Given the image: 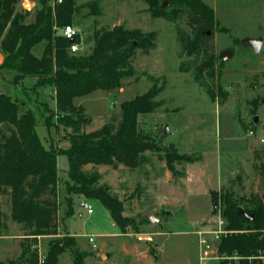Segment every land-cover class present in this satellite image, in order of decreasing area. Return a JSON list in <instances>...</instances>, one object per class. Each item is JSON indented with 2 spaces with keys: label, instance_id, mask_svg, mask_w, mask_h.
<instances>
[{
  "label": "rangeland",
  "instance_id": "obj_1",
  "mask_svg": "<svg viewBox=\"0 0 264 264\" xmlns=\"http://www.w3.org/2000/svg\"><path fill=\"white\" fill-rule=\"evenodd\" d=\"M39 1L17 3L18 11H29L26 22L33 20ZM46 1L52 5L55 0ZM90 1L97 2L100 15L90 14L89 8L83 6ZM202 1L213 9L218 21L208 40L215 55L213 78H209L208 68L201 78L193 74L210 51L179 55L175 26L188 32L184 17L176 22L152 17L140 0H75L79 11L72 17V26L80 35L79 54L90 52L94 28L110 29L121 24L157 35L155 47L147 54L135 50L131 58L134 73L124 77L120 87L95 90L74 99L91 117L90 124L83 128L89 132L113 116L118 118L123 101L146 92L153 84L150 77L159 78L162 91L154 98L158 106L137 118L139 130L156 148L143 153L134 168L122 164L83 167L86 172L98 173L97 184L108 186L121 202L122 216L133 219L140 233L150 235L151 239L122 234L97 199H87L93 208V213L87 214L78 205L84 197L77 195L73 196V211L65 219L64 229L61 193L62 182L67 180V161L65 156H58V234L37 235L31 245L32 249L37 245V254L41 253L43 258L51 240L73 237L74 247L85 255L84 264H200L199 255L204 249L209 250L212 258L203 264H219L223 258L218 256L216 247L223 221L218 204L210 199V191L229 188L238 197L250 193L264 195L262 178L253 168L261 161L255 153L264 157V142H260L264 136V0ZM221 27L228 32L221 31ZM258 37L263 38L258 53L250 45L241 44L245 38ZM43 49L44 44L40 43L32 51L40 57ZM225 50L231 56L221 60L218 54ZM14 74L8 69L0 70V93L34 111L36 133L46 147L66 146L67 129L59 126L49 130L42 125L46 117H51V122L55 120L50 115L55 108L52 87H33L36 77L15 80ZM254 116L257 123L253 122ZM173 148L192 157L191 162L176 163L174 174L164 160L165 150ZM149 214L159 219L151 222ZM127 231H131L130 227ZM26 237L33 243V236L26 235L21 224L10 217L9 194L0 195V261L16 262ZM71 261L69 249L58 257V264ZM222 264H237V260L228 258Z\"/></svg>",
  "mask_w": 264,
  "mask_h": 264
},
{
  "label": "trees",
  "instance_id": "obj_2",
  "mask_svg": "<svg viewBox=\"0 0 264 264\" xmlns=\"http://www.w3.org/2000/svg\"><path fill=\"white\" fill-rule=\"evenodd\" d=\"M140 1L147 5L146 10L152 17L170 22L185 18L188 32L175 26L179 55L193 56L210 51L193 74L195 78H201L204 69L208 68V76L213 78L215 55L208 42L218 24L213 9L202 0ZM18 2L0 0V51L4 55L0 70L13 71L15 80L36 77L33 87H52L55 108L50 115L55 120L51 122V117H46L42 125L49 130L51 127L57 130L59 126L67 129L66 146L46 147L36 133L34 111L25 108L23 102L0 93V195L9 194L11 219L21 224L26 235L33 236V243L26 237L20 244L16 262L0 261V264H38L37 250L31 247L36 236L58 234L55 223L60 194L58 156H65L67 161V180L62 182L61 193L65 206L64 229V221L73 211V196L77 195L97 199L122 234L140 233L133 219L122 216V204L111 194L109 187L97 184L98 173L86 172L83 167L87 164H122L134 168L141 162L143 153L156 148L155 143L139 130L137 118L158 106L159 102L154 98L162 91V85H158L159 78L150 77L153 84L146 92L120 104L118 118L113 116L100 128L84 131L91 117L82 105L74 103V99L95 90L110 91L120 87L121 80L134 73L131 58L135 50L147 54L155 47L156 33L125 28L121 24L110 29L94 28L90 52L72 53L70 40L57 30L72 25V17L79 11L75 0H55L52 5L40 0L30 22L25 21L29 11L16 9ZM83 6L89 8L90 14L100 15L96 1ZM220 30L228 32L225 27ZM79 38L76 34L74 41L80 42ZM40 43L44 44V49L37 57L32 49ZM255 154L261 161L253 168L264 183V157ZM164 160L174 174L176 163L191 162L192 157L177 153L173 148L165 150ZM209 195L211 201L218 204L223 221V232L216 247L218 256L223 258L219 264L232 257L236 258L237 264H259L264 257V195L250 193L238 197L229 188L210 191ZM66 249L72 254L71 264H84L85 255L74 247L73 237L51 240L42 264H58L59 255Z\"/></svg>",
  "mask_w": 264,
  "mask_h": 264
},
{
  "label": "built area",
  "instance_id": "obj_3",
  "mask_svg": "<svg viewBox=\"0 0 264 264\" xmlns=\"http://www.w3.org/2000/svg\"><path fill=\"white\" fill-rule=\"evenodd\" d=\"M57 1L60 2L61 0H57ZM28 4H29L28 6H30V3ZM58 33L70 40V45H69L70 52L72 53L78 52L79 42L74 41V37L76 34H79V32L74 26L65 25L58 29ZM250 133H252V131H250ZM260 142H264V136L260 139ZM78 205L80 209L85 211L87 214L93 213V208L86 198H83V199L80 198ZM89 241H92V238H89ZM33 248H37V245H34ZM211 258L212 257L209 255L208 249H204L200 252V255H199V260L201 262L200 264H203V261L208 260V259L210 260ZM43 262H44L43 256L41 255V253H38V264H42ZM259 264H264V257L261 258V261Z\"/></svg>",
  "mask_w": 264,
  "mask_h": 264
},
{
  "label": "water",
  "instance_id": "obj_4",
  "mask_svg": "<svg viewBox=\"0 0 264 264\" xmlns=\"http://www.w3.org/2000/svg\"><path fill=\"white\" fill-rule=\"evenodd\" d=\"M263 42V38L262 37H258V38H245L243 40H241V44L242 45H250V47L252 48V50L255 52V53H258L259 52V49L261 47V44ZM229 56H231V53L230 51H222L218 54V57L221 59V60H225L227 59ZM3 61V56L2 54L0 53V64L2 63ZM253 122L254 123H257V116H254L253 118ZM167 129H165V133H166ZM216 205L214 204L213 205V208H215ZM250 219L252 218V216H249ZM159 218L158 217H155L153 214H149L148 215V220H150L151 222H155L157 221ZM137 239H144V240H147V239H151V236L148 235V234H142V233H138V234H135L134 235Z\"/></svg>",
  "mask_w": 264,
  "mask_h": 264
}]
</instances>
